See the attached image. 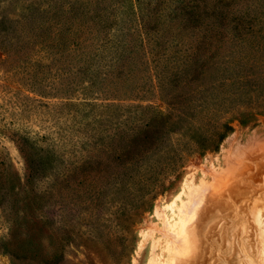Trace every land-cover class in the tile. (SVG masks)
Segmentation results:
<instances>
[{"label":"rangeland","instance_id":"1","mask_svg":"<svg viewBox=\"0 0 264 264\" xmlns=\"http://www.w3.org/2000/svg\"><path fill=\"white\" fill-rule=\"evenodd\" d=\"M69 1L0 0V264H264V42L244 32L264 29V0L109 9L118 44L132 35L140 50L160 34L183 52L208 34L201 64L240 63V112L215 151L214 125L197 129L189 104L180 120L147 80L151 56L122 69L118 54L85 65L55 46ZM132 78L137 96L112 88ZM149 105L167 116L155 122Z\"/></svg>","mask_w":264,"mask_h":264},{"label":"trees","instance_id":"2","mask_svg":"<svg viewBox=\"0 0 264 264\" xmlns=\"http://www.w3.org/2000/svg\"><path fill=\"white\" fill-rule=\"evenodd\" d=\"M112 3V0H70L68 2L71 10L70 15L67 17L66 22L63 23L62 30L58 34L56 33L54 37V39L57 40L55 46L67 53H69L71 47H74L76 57L80 56V61L85 65H91L93 63L90 62L95 60L101 62V60H106L113 54H118V62H123L120 66L122 69L126 67L127 63L131 62V64H136L135 62L142 60L143 57L151 56L152 59L150 62L154 63V70H152V74L147 77V80L153 84L155 80L157 81L158 85L156 88L162 90L163 97L171 99L168 103L169 107L177 111V117L180 120H184V118L187 117L188 113L184 109V105L189 104V109L196 112L197 116H200L195 125L197 129H203L207 133L209 129L207 126L212 123L214 125L213 136H218V138L211 140L212 142L208 145L213 147V151L217 150L218 144L223 141L226 134L232 130V114L240 112L238 109L239 104L234 102V99H236L235 96L238 95L240 91L238 84L241 82V76L239 73L235 72L234 67H240V63L229 59L226 61V63H228L227 66L224 67H222L223 64L220 65V61L214 63L206 61V63L201 64V57L204 55L201 54L204 48L203 44H205V40L208 38H213V36L209 37L208 34L202 37L203 41L198 40L195 46L190 45L183 52L181 50H173L169 53L168 48L170 45H167L169 43L165 40L162 42L159 41L161 37L160 34H156L157 40L154 41V46L143 45L140 46V50L136 49L135 45L132 44V35L129 41L122 39L118 44L117 41L109 36V32H107V29H110L116 23V19L111 16L112 11H109ZM187 3L193 4L194 1L189 0ZM185 6V8H188L190 5ZM156 20H158V18H149L148 21L144 22L145 27L146 25L147 27L150 26L152 22H156ZM142 21H144V19H142ZM157 23L160 24L158 21ZM244 32L246 35H251L250 38L256 37L254 40L264 42V29L255 32L252 28L247 27L244 29ZM243 40L248 41L250 39L243 38ZM177 45H183V42L178 41ZM237 53L238 50L234 46V48H230L229 57ZM214 68L218 71L217 76L213 75L214 72H212V70ZM154 73L155 75H153ZM199 73L204 74L202 77L204 80L206 77L212 79L211 82H209L211 83L209 90H205V88L197 82L200 80L196 78ZM228 74L233 75L231 78H227ZM134 79L135 78L131 80L128 79V90H125L123 84L119 86L118 83H114L112 88L114 91L120 93V95H131L136 93L137 96L139 91L138 86L130 85V83H136ZM125 82L126 81L123 83ZM107 87L108 86H105V88ZM174 88L175 90H173ZM185 88L188 90L187 92H183ZM179 89L182 93L177 92ZM174 100H179V104L177 105L172 102ZM146 110L157 111L155 122H158V118L167 116V114L165 115L163 112L162 105H149L146 106ZM148 126L150 125L147 124L146 127ZM189 132L190 129L187 128L184 136L191 137V140L194 139V134L191 135ZM208 141H210V139L204 140L201 147ZM195 143L200 142L195 141ZM201 149L200 153H203L205 148ZM191 151H193V149L188 147L187 150L185 149L182 152V155L185 156L191 153ZM192 153L194 154L195 152ZM182 159L183 157L181 161Z\"/></svg>","mask_w":264,"mask_h":264}]
</instances>
